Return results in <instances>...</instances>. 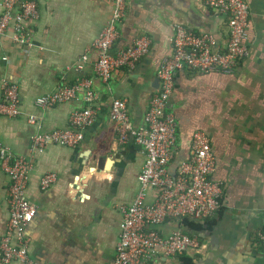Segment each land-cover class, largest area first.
I'll list each match as a JSON object with an SVG mask.
<instances>
[{
    "label": "crops",
    "instance_id": "obj_1",
    "mask_svg": "<svg viewBox=\"0 0 264 264\" xmlns=\"http://www.w3.org/2000/svg\"><path fill=\"white\" fill-rule=\"evenodd\" d=\"M35 1L40 18L30 27L32 46H17L10 35L0 39V97L1 80L13 79L24 113L0 118V141L15 155L33 161L27 199L37 214L24 229L29 254L36 264H111L123 222L119 206L134 201L145 161L132 137L119 142L111 102L126 100L133 124L143 126L159 89L160 64L172 54L175 24L211 33L224 43L229 37L228 16L207 7L204 0H127L113 52L143 35L151 39L150 52L133 68L117 70L106 85L91 64L84 71L67 68L91 49L110 15V1ZM247 3L250 55L232 75L178 72L168 105L177 121V148L169 172L175 175L190 158L193 134L205 132L215 161L212 179L222 185L221 209L200 222V230L187 232L206 245L201 253L163 256L150 264H186L187 258L191 264H264L258 237L264 232V0ZM82 78L91 81L99 96L94 102L95 123L84 131L83 142L75 148L49 145L30 154L33 134L66 128L71 114L87 106L83 88L71 102L44 112L35 106L36 98ZM31 115L41 118L40 130L29 124ZM48 172L57 175V182L42 191L40 180ZM9 188L10 178L0 166V239L9 219ZM155 198L153 191L150 200ZM159 230L167 235L186 229L178 220H168Z\"/></svg>",
    "mask_w": 264,
    "mask_h": 264
},
{
    "label": "built area",
    "instance_id": "obj_2",
    "mask_svg": "<svg viewBox=\"0 0 264 264\" xmlns=\"http://www.w3.org/2000/svg\"><path fill=\"white\" fill-rule=\"evenodd\" d=\"M109 1L112 6L110 15L91 49L74 66L67 68L84 71L91 64L96 76L106 85L117 70L133 68L138 64L149 54L151 47L150 37L143 35L130 46L113 52L119 38V26L127 14V0ZM204 3L228 16L227 42L221 43L211 33H197L184 24H175L171 39L172 54L160 64L159 89L150 101L144 125L136 127L133 124L126 100L114 99L111 102L110 116L116 124L119 142L123 144L132 137L145 156L138 176L139 191L134 201L130 205L119 206L123 222L111 264H150L163 256L199 254L206 245L197 236L182 230L164 235L159 227L168 220L183 218L202 222L214 217L221 209L222 185L212 179L215 161L205 132L196 131L193 134L190 158L179 166L175 175L169 172L177 148V121L168 110V105L177 73L188 69L232 75L250 55V9L247 0H204ZM39 18L40 11L35 0H0V39L10 35L14 44L29 49L32 46L30 27ZM3 60L8 61V58ZM80 88L85 90L87 106L71 114L66 128L44 132L40 130L41 118L29 116V124L40 130L31 136L30 154L42 152L49 145L75 148L83 142L84 131L95 123L98 113L94 102L99 96L92 90L90 80L82 78L73 86L60 85L55 91L36 98L35 106L44 112L71 102ZM23 114L18 84L11 78H3L0 118H18ZM0 166L10 178V211L5 233L0 239V264H36L30 257L29 239L24 233L25 227L37 214V207L27 199L32 158L15 155L0 141ZM56 182L57 175L48 172L41 177L40 189L47 190ZM153 191L156 198L150 200ZM258 237L264 248V232Z\"/></svg>",
    "mask_w": 264,
    "mask_h": 264
},
{
    "label": "trees",
    "instance_id": "obj_3",
    "mask_svg": "<svg viewBox=\"0 0 264 264\" xmlns=\"http://www.w3.org/2000/svg\"><path fill=\"white\" fill-rule=\"evenodd\" d=\"M176 221V220H175ZM181 227L183 229V232L187 233L189 230H200L202 228V224H200V222H196L194 220H191L190 218H183V219H179L178 220ZM186 264H191L190 259H186Z\"/></svg>",
    "mask_w": 264,
    "mask_h": 264
}]
</instances>
